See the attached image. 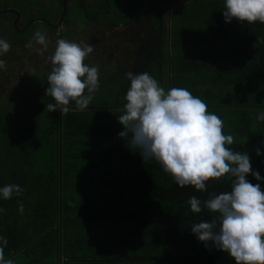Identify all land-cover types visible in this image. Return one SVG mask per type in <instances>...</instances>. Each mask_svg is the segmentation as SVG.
Here are the masks:
<instances>
[{
	"label": "trees",
	"instance_id": "obj_1",
	"mask_svg": "<svg viewBox=\"0 0 264 264\" xmlns=\"http://www.w3.org/2000/svg\"><path fill=\"white\" fill-rule=\"evenodd\" d=\"M136 4L142 8L138 17L128 9L118 19L142 29L121 60L107 55L117 66L113 81L99 86L87 109L48 112L46 105L55 101L46 95L34 97L45 106L33 123L25 117L14 122L0 110V188H23L9 200L0 197L6 210L0 235L8 239L5 258L14 264H235L191 233L194 223L217 215L203 202L209 193L231 191L227 174L209 180L206 191L179 187L156 161L143 162L130 136H118V117L130 87L128 72H148L166 92L188 89L222 119L224 134L234 137L228 147L249 155L261 180L251 174L246 179L264 191V122L256 119L264 112V45L253 47L264 37V24L225 22V0ZM192 196L201 201L200 213L187 203Z\"/></svg>",
	"mask_w": 264,
	"mask_h": 264
},
{
	"label": "clouds",
	"instance_id": "obj_2",
	"mask_svg": "<svg viewBox=\"0 0 264 264\" xmlns=\"http://www.w3.org/2000/svg\"><path fill=\"white\" fill-rule=\"evenodd\" d=\"M5 13L16 14L14 28L16 33L23 32L24 28L19 31L16 25L20 20L18 11ZM223 16L225 22L235 19L264 24V0H225ZM46 36L37 30L25 46L43 56L48 50ZM257 45H264V37L256 38L253 47ZM10 48L7 41L0 39V57ZM92 52L90 43L56 41L54 53L46 57L52 66L46 95L55 101L46 105L48 112L58 109L63 115L89 107L99 89L98 66L84 63ZM6 66L7 61L0 59V69L6 70ZM126 78L130 87L124 97L123 114L118 117L123 126L118 136L125 140L130 136V146L139 149L143 162L156 161L181 188L192 186L206 191L209 180H222L227 174L231 191L209 193L203 202L204 208L217 215L211 221L194 223L191 233L205 247L211 244L227 253L235 264H264V191L259 183L254 185L246 179L251 174L261 180L259 172L252 170L249 155L228 147L234 143V137L224 134L222 119L209 112L206 103L188 89L172 87L166 92L148 72H128ZM71 102L75 109H70ZM256 119L264 122V112H259ZM256 154H261L258 149ZM22 192L19 185L8 184L0 188V197L9 200ZM187 203L193 213L201 212L197 197L192 196ZM17 204L18 211L23 213V203ZM5 211L0 208V213ZM7 245L8 239L0 235V264H14L13 259L5 258Z\"/></svg>",
	"mask_w": 264,
	"mask_h": 264
},
{
	"label": "rangeland",
	"instance_id": "obj_3",
	"mask_svg": "<svg viewBox=\"0 0 264 264\" xmlns=\"http://www.w3.org/2000/svg\"><path fill=\"white\" fill-rule=\"evenodd\" d=\"M103 1L109 5L108 9H102V0H70L66 14L63 12L64 4L61 0H3L0 2L1 11L5 9L18 11L20 20L17 26L19 29L24 28L23 32L16 33L15 13H0V39H4L11 45L10 51L0 57L7 61L6 70L0 69V110H3L6 116L14 122L20 117H25L22 120L29 123L35 121L32 117L37 115L45 105H38L33 100L35 96H46V89L49 86L47 76L52 67L50 62H46V57L54 53L58 39L94 45L93 35L100 37L101 45L96 46L98 43L95 42L96 47H93V52L88 55L84 63L89 66H98L99 86L110 85L109 80L113 81V76L110 74L114 73L113 70H117V66H113L112 59L108 57L114 56L116 62L121 60L122 56L119 54L129 47L132 37L138 36V32L142 29L132 24L122 26L125 22L119 20L118 15L129 9L136 18L142 8L136 4V0L119 2L121 7L117 4V0ZM4 2H9L11 7H6ZM106 10L111 13L112 21L109 26L104 25L107 21L104 14ZM50 24L54 26L50 27ZM26 26L28 27L25 28ZM37 30L45 32L49 42L48 50L43 56L25 46ZM105 45L107 47L111 45L110 52L114 53L117 50L118 53L107 54L108 57L102 55L100 49ZM117 65L119 67V64ZM108 74L111 77L108 78ZM47 99L49 100V96ZM97 99L94 97L92 101L95 102ZM43 100L42 98L41 101Z\"/></svg>",
	"mask_w": 264,
	"mask_h": 264
},
{
	"label": "flooded vegetation",
	"instance_id": "obj_4",
	"mask_svg": "<svg viewBox=\"0 0 264 264\" xmlns=\"http://www.w3.org/2000/svg\"><path fill=\"white\" fill-rule=\"evenodd\" d=\"M65 1V0H64ZM64 1H63V3H64ZM70 0H67V2H69ZM71 9V8H70ZM73 10V9H72ZM63 12H64V9H63ZM67 12V11H66ZM66 14V13H65ZM65 14H63V15H65ZM105 14V16H107L108 14H111V13H109V12H106V13H104ZM15 19H16V14H15ZM92 20H93V18H91ZM90 19V20H91ZM15 23V22H14ZM16 25H17V23H16ZM104 25H106V26H109V23L108 22H106V23H104ZM54 25H52V27H53ZM123 26V25H122ZM18 30L20 31L21 29H19L18 28ZM94 37H93V43H94V45H93V47L95 46V42L96 43H98L96 46H98V45H101V42H102V39L100 38V37H98V36H96V35H93ZM95 46V47H96ZM129 46H131V45H129ZM111 48V45L110 46H103L101 49H100V51L103 53V54H105V55H107V54H109V55H111L113 52H110V49ZM103 50V51H102ZM121 50H124V49H121ZM117 52V50L113 53V54H115ZM118 53V52H117ZM123 54H126V52L124 51L123 53H120L119 55L120 56H123ZM108 55V56H109ZM112 57H114V56H112ZM115 57H116V55H115Z\"/></svg>",
	"mask_w": 264,
	"mask_h": 264
},
{
	"label": "water",
	"instance_id": "obj_5",
	"mask_svg": "<svg viewBox=\"0 0 264 264\" xmlns=\"http://www.w3.org/2000/svg\"><path fill=\"white\" fill-rule=\"evenodd\" d=\"M64 13H66L67 11V1H64ZM9 11H13V12H17L16 10H5L4 12H9ZM62 22V19L60 21V23Z\"/></svg>",
	"mask_w": 264,
	"mask_h": 264
}]
</instances>
